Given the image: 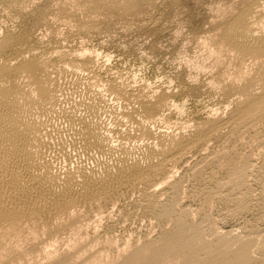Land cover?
I'll use <instances>...</instances> for the list:
<instances>
[{"label":"rangeland","instance_id":"rangeland-1","mask_svg":"<svg viewBox=\"0 0 264 264\" xmlns=\"http://www.w3.org/2000/svg\"><path fill=\"white\" fill-rule=\"evenodd\" d=\"M7 116L0 264H264V0H0Z\"/></svg>","mask_w":264,"mask_h":264},{"label":"bare ground","instance_id":"bare-ground-1","mask_svg":"<svg viewBox=\"0 0 264 264\" xmlns=\"http://www.w3.org/2000/svg\"><path fill=\"white\" fill-rule=\"evenodd\" d=\"M249 13V12H248ZM245 14V13H244ZM241 17V16H240ZM243 18V17H242ZM246 20V19H245ZM242 22H244V20H242L241 21V23ZM236 26H238V24H236ZM234 27V28H233ZM232 28H231V30H230V34H232V35H234V36H237L236 38L239 40V39H242L243 40V43L245 44H243L244 46H250L251 45V43L249 42L250 40L245 36V34L244 35H241L240 33L241 32H239L238 30L239 29H237L235 26H233ZM239 28V27H238ZM231 35V36H232ZM237 40V41H238ZM239 42V41H238ZM258 42V41H257ZM242 43V42H241ZM253 44V43H252ZM255 45H256V43H255ZM260 46H262V45H260ZM256 47V46H255ZM247 48V47H246ZM250 48V47H249ZM262 48V47H261ZM252 50V49H251ZM257 50H259V49H257ZM79 73V72H78ZM26 83V82H25ZM52 85V84H51ZM88 86V85H87ZM28 90V89H27ZM17 92V91H16ZM32 92V91H31ZM69 92V91H68ZM24 93V92H23ZM28 93V92H27ZM15 93H13V95H14ZM32 94V93H31ZM22 96V95H21ZM30 97V96H29ZM57 98V97H56ZM50 99H53L52 97L50 98ZM59 99V98H58ZM261 100V99H260ZM54 101H55V99H54ZM51 102V101H50ZM262 102V101H261ZM5 103V102H4ZM15 104V103H14ZM3 105V104H2ZM5 106V105H4ZM43 106V105H42ZM46 106H47V104H46ZM12 107V106H11ZM28 107V106H27ZM7 108V107H6ZM9 108V107H8ZM20 108V107H19ZM18 108V109H19ZM43 108V107H42ZM46 108V107H45ZM45 108H43V109H45ZM46 109H49V107H47ZM45 109V110H46ZM52 109V108H51ZM12 110V109H11ZM10 110V111H11ZM6 111V110H5ZM19 111V110H18ZM8 112V111H7ZM13 112V111H12ZM20 112V111H19ZM44 112V111H43ZM244 112V111H243ZM9 113V112H8ZM15 113H16V111H15ZM23 113V112H22ZM252 114V113H251ZM3 115H4V113H3ZM5 115H6V113H5ZM4 115V116H5ZM11 115V114H10ZM17 115V114H16ZM9 116V115H8ZM8 116L6 117V118H2L1 120H0V137H3V135H8L9 136V138L11 137L12 139L14 138V139H16V140H19L20 138H21V131L18 129H13L11 126L12 125H10V123H9V121L11 120V119H9V121H8ZM14 116V115H13ZM18 116V115H17ZM10 118V117H9ZM15 119V118H14ZM13 120V119H12ZM18 121H19V119H17ZM14 122V121H13ZM12 122V123H13ZM22 122V121H21ZM28 125H30V124H28ZM26 126V127H29V126ZM34 125V124H33ZM36 125V124H35ZM90 125H91V123L90 124H87V123H85L83 126L86 128V134H87V138L92 142H94L96 139L95 138H93V137H95V135L93 136V133L91 132V127H90ZM16 126H18V125H16ZM82 126V125H81ZM31 127V126H30ZM29 127V128H30ZM35 127V126H34ZM33 127V128H34ZM37 127H38V124H37ZM14 128H15V125H14ZM19 128V127H18ZM32 128V127H31ZM62 128V127H61ZM40 129H41V127H40ZM94 129H96V127H94ZM92 130H93V126H92ZM23 131V130H22ZM33 131H34V129H33ZM33 131H31L32 133H33ZM71 131V130H70ZM25 132V134H26V131H24ZM31 132H30V135H31ZM36 132H38V131H36ZM95 132H97V131H95ZM39 133H40V130H39ZM96 134H98V133H96ZM7 136V137H8ZM27 135H25V137H26ZM37 136V135H36ZM97 136V135H96ZM25 137H23L22 139L24 140V138ZM34 137V136H33ZM37 137H39V136H37ZM36 137V138H37ZM43 137V136H42ZM4 138V137H3ZM8 139V138H7ZM22 139H20V140H22ZM25 139H28V138H25ZM31 139L33 140V138L31 137ZM20 140L19 141H17L16 143L18 144V143H20ZM35 140V139H34ZM186 141V140H185ZM4 143H5V141H3ZM12 142H15L14 140L12 141ZM27 142L29 143V141L27 140ZM32 142V141H31ZM34 142V141H33ZM89 142V141H88ZM97 142H98V140H97ZM24 143V142H23ZM36 143V142H35ZM34 143V144H35ZM90 143V142H89ZM1 144V143H0ZM3 144V143H2ZM2 144H1V146H2ZM22 144V143H21ZM30 144V143H29ZM33 144V145H34ZM95 143H93V145H94ZM23 145V144H22ZM27 144L25 143V146H26ZM37 145H39V144H37ZM91 145V144H90ZM4 146L5 145H3V148H4ZM18 146H20L19 144H18ZM17 146V147H18ZM25 146L23 147L25 150H26V148H25ZM88 146V145H87ZM10 147V146H9ZM11 147H14V146H11ZM16 147V146H15ZM27 147V146H26ZM30 147V146H29ZM29 147H27V148H29ZM91 147V146H90ZM19 148H21V147H19ZM23 148H21V149H19V150H22ZM34 148V147H33ZM97 148V147H96ZM103 148V147H102ZM7 149H8V147H7ZM36 149V148H35ZM2 150V149H1ZM12 150V149H11ZM30 150H32V149H30ZM34 150V149H33ZM126 150V149H125ZM28 151V150H27ZM137 151V150H136ZM13 152V151H12ZM18 152V151H17ZM31 152V151H30ZM29 152V153H30ZM34 152V154L36 155V154H38L37 153V150H36V153H35V151H33ZM19 153H21L20 151H19ZM22 153H24L23 151H22ZM22 153H21V155H22ZM25 155H27L28 153H24ZM33 154V153H32ZM20 156V155H19ZM23 156V155H22ZM21 156V157H22ZM31 156V155H30ZM29 155L27 156V157H22L23 159H20V163H23L24 164V166H22L21 168L20 167H18V166H16L15 168H14V170H12V172H11V175H12V178L14 179V180H18L19 182H20V180H27V181H33V183L35 182V177H34V175L31 173V171H33L32 169L30 170L29 168V162H32V164H34L33 163V161L35 160V158H34V156L33 157H30ZM133 157V156H132ZM15 159V158H14ZM36 162V161H35ZM42 163V162H41ZM30 166H31V163H30ZM33 166V165H32ZM31 166V167H32ZM143 168V167H142ZM141 168V169H142ZM141 171V170H140ZM139 171V169H133V168H129V172L127 173V172H121L119 175H118V177L117 176H115L114 178H113V183H115V182H117V181H119L120 179H122V178H124L125 180L126 179H129V178H131V177H133V175H136L137 173H139L140 172ZM145 171V170H144ZM143 171V172H144ZM1 172V171H0ZM5 175V174H4ZM139 175V174H138ZM1 178V177H0ZM3 179V178H2ZM35 179V180H34ZM138 179V178H137ZM4 180V179H3ZM46 178H45V180L44 181H40V183L39 184H37L38 186H39V188H40V191L39 192H41V195L44 197V196H47V198H52V199H54V200H57V202H59V201H63L64 199L62 198L61 199V197H56V196H54L53 195V192H52V190L50 189V190H48V189H45L44 188V186L43 187H41L40 186V184L41 185H44V183L46 182ZM51 180V179H50ZM21 181V182H22ZM27 181H26V183H27ZM13 182V181H12ZM11 183V182H10ZM30 183V182H29ZM32 183V182H31ZM50 183V182H49ZM48 183V184H49ZM20 184V183H19ZM25 184V183H24ZM92 184V183H91ZM27 185V184H26ZM50 185V184H49ZM48 185V186H49ZM118 185V184H117ZM19 186V185H18ZM46 186V185H45ZM27 187V186H26ZM87 187H89V184L87 185ZM47 188V187H46ZM90 188V187H89ZM92 188V187H91ZM93 189V188H92ZM31 190V189H30ZM99 190V189H98ZM102 190H104V187H102V189L101 190H99V191H102ZM33 191V190H32ZM35 191H36V189H35ZM27 192V191H26ZM103 192V191H102ZM25 193V192H24ZM23 193V194H24ZM36 193H37V191H36ZM22 194V195H23ZM27 194V193H26ZM29 194H32V193H29ZM34 194V193H33ZM9 196V195H8ZM19 196V195H18ZM25 196V195H24ZM2 197V196H1ZM20 197V196H19ZM31 197V196H30ZM30 197H28V199L30 198ZM33 197V196H32ZM74 197V196H73ZM91 197V196H90ZM7 198V197H6ZM12 198V197H11ZM21 198V197H20ZM26 198V197H25ZM37 198V197H36ZM40 197L38 196V199H39ZM46 198V197H45ZM40 199H42V197L40 198ZM4 200V199H3ZM22 199L20 200V204L22 203ZM65 201V200H64ZM68 200L66 199V202H67ZM33 202V201H32ZM48 202V201H47ZM51 202H53V201H51ZM2 203V202H1ZM10 203V202H9ZM12 203V202H11ZM17 203H18V200H17ZM29 203V202H28ZM62 203V202H61ZM64 203V202H63ZM3 204V203H2ZM23 204V203H22ZM25 204V205H24ZM23 205H24V208H22V206H20V208L18 207L17 209H13V207H12V210L10 209V208H7L6 206L5 207H3V210L5 211V212H7V213H9V214H19V213H21V215H22V212H25V210H26V201H25V203H24ZM44 204V203H43ZM42 204V205H43ZM4 205V204H3ZM34 205V204H33ZM31 206H32V204H31ZM2 207V206H1ZM27 208L29 209V206H27ZM36 208V207H35ZM43 208V207H42ZM6 214V213H5ZM20 215V214H19ZM20 215V216H21ZM14 216V215H13ZM12 217V216H11ZM10 217V218H11ZM19 217V216H18ZM181 247H179V249H180Z\"/></svg>","mask_w":264,"mask_h":264}]
</instances>
